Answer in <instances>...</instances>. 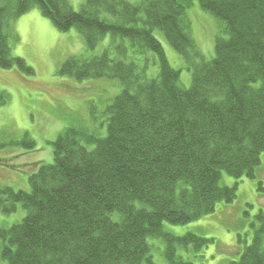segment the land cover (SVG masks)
<instances>
[{"label":"trees","instance_id":"trees-1","mask_svg":"<svg viewBox=\"0 0 264 264\" xmlns=\"http://www.w3.org/2000/svg\"><path fill=\"white\" fill-rule=\"evenodd\" d=\"M193 1L221 23L215 57L198 47L187 9ZM39 8L60 31L77 28L88 51L108 35L100 55L71 56L60 74L114 79L121 92L105 107L106 133L71 125L53 142V163H39L30 191L0 183V211L21 205L22 221L0 228L5 264H153L149 238L166 243L168 264H192L179 247L200 253L212 238L175 235L164 224H187L232 203L237 184L223 174L256 177L264 152V0H0V68L34 74L14 56L15 22ZM155 31L164 34L192 73L185 88ZM152 53L156 77L128 60ZM155 62V61H154ZM8 97L0 93V107ZM94 119L96 113L92 112ZM32 139L0 142L32 149ZM93 146V147H91ZM5 162V161H4ZM2 160V163H4ZM262 189V183L259 184ZM254 236L231 264H264V212ZM241 240V236H240Z\"/></svg>","mask_w":264,"mask_h":264},{"label":"rangeland","instance_id":"rangeland-1","mask_svg":"<svg viewBox=\"0 0 264 264\" xmlns=\"http://www.w3.org/2000/svg\"><path fill=\"white\" fill-rule=\"evenodd\" d=\"M68 1L77 11L84 4V0ZM127 1L140 4L142 0ZM187 16L198 47L207 60L213 59L221 23L205 11L198 1H193L187 9ZM15 30L19 40L12 43L13 55L25 59L35 72L28 74L16 68H0V93L8 97L7 103L0 107V142L24 137L35 142L32 149L12 145L0 149V183L30 191V176L38 170L39 163H53V142L66 128L83 125L97 129L102 135L106 133L104 110L121 92L122 85L114 79L77 80L59 72L71 56L102 54L111 43L110 35L94 51H88L85 39L77 28L60 31L39 8L19 18L15 22ZM155 35L161 41L170 64L180 71L181 85L189 88L192 73L187 69L184 58L163 33L155 31ZM128 60L136 61L140 67L146 66L147 62L148 77H156L159 73V63L152 53L135 55L130 52ZM92 112L96 113L97 119L93 118ZM2 160L5 162L2 163ZM236 183L237 197L232 203L219 202L213 213L191 223L164 224V230L175 235L194 232L214 239L200 253L179 247V254L190 259L192 264H231L239 259L245 245L252 242L256 215L260 210L264 212V152L255 178L237 180L223 174L220 181L223 187ZM260 183L262 189H259ZM25 215L26 211L21 205L9 215L0 211V228H8L22 221ZM148 242L153 264H168L165 241L151 237ZM0 264H5L1 258Z\"/></svg>","mask_w":264,"mask_h":264}]
</instances>
